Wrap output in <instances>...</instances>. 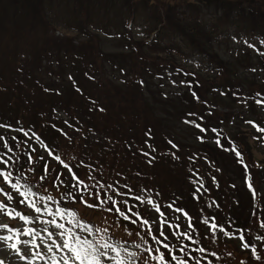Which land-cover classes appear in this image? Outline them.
<instances>
[{
    "label": "rangeland",
    "instance_id": "rangeland-1",
    "mask_svg": "<svg viewBox=\"0 0 264 264\" xmlns=\"http://www.w3.org/2000/svg\"><path fill=\"white\" fill-rule=\"evenodd\" d=\"M18 1L0 0V10L3 7L14 9L12 7L15 6H20L21 9H23V6L33 8V10H31L32 8L30 9L29 15H26L23 11L17 14L14 12L10 15L11 18L0 20V75L6 76L5 79H7V76L14 72L15 67H12L9 62H13L12 58L16 53H20L19 59L21 60L18 63L19 69L16 67L17 79L27 83V79L22 75V72L27 75L28 71H35L38 79L35 83L38 85L36 86V84L29 82L34 87L27 84L28 87L23 89L24 95L21 97L27 103L31 101L30 107L41 103L45 105V115L34 112V129L45 125L44 129L36 131L35 134L44 136L41 139L52 150L55 148L62 152L58 153L62 160L67 153H70L72 159L68 164L73 168L74 172L78 171L81 173L80 179L87 184L97 185L99 181L109 182L112 180L116 183L114 186H117L128 180L127 178H139L137 174L142 173L139 179L143 189H140H142V192H146L147 199H153L166 210L165 212L169 215V219L172 216L178 217V215H175L173 210L166 207L164 203L168 204L174 201V205H183L188 210L193 211V200L190 199L192 196L190 189L192 190V188L189 186L185 187L183 180L188 172L184 166L183 159L187 154L186 152L191 150V146L197 145L201 135L198 134V129L191 121L190 124L185 123L183 120V105L175 100L176 93H180V91L178 92L172 86L159 89L158 86L163 84H160L162 80L157 78L160 77L158 71L156 74L153 71L155 79L148 74L145 76L146 84L132 83L130 79L132 74H129V72H132L131 65L134 63L135 58L138 57V60L142 59L139 57L140 54L143 57H151L150 62L153 63L156 60H159V62L165 61V66L163 64H155L159 65V68L162 67L165 76L169 77L170 74L167 69L169 65L166 62L170 63V65L171 63H184L188 67H191L195 62L194 57H190L188 60L182 58L185 46L172 55L166 52H158L148 47L147 44L151 43L155 33H157L156 31L149 37L145 31L148 29L156 30L157 26L150 20L153 16L160 15L163 23L166 24L173 22L174 19L193 24L197 20L201 21L202 18H211V15L219 8L220 10L218 11L220 13L224 12L225 8H233L232 13L234 14L241 10L245 11L244 14L248 10L250 13L256 10L259 18L262 19L264 15V0H21L19 3ZM43 3L45 10L42 11L39 6L43 5ZM81 8H85L84 12L81 11ZM131 10L135 13L131 14ZM213 21L216 22V19L214 18ZM14 32L15 38L12 40L9 35ZM168 44L169 42H164V44L160 45L162 47ZM132 46L137 48L134 47L133 49ZM45 49L49 51L46 54L52 53L54 56L43 61L39 69L35 70L33 65L35 61L31 65H29L30 63H25L24 59L27 56L30 60L35 54ZM133 50L136 52L135 54ZM78 51L81 52L78 53ZM30 54L32 55L31 58L29 57ZM69 57L72 58L68 60ZM84 57L87 58L89 64L96 62L95 68H98L99 71L95 69L96 71H89L85 75L94 76L98 86L97 83L83 75L84 66L82 70L80 69L82 68L81 65H84V63L81 64V60ZM59 58L62 63H65V73L60 68L61 61ZM153 63L149 64L150 67L153 66ZM89 66L91 67V65ZM141 80L144 81L143 78ZM2 85L6 86L4 82ZM74 85H79L80 89H82L80 94L73 89ZM95 89L98 90L100 96H91ZM55 90L58 92L57 95L53 96L52 92H55ZM0 101V112L4 113L5 118L13 119V112L7 109L1 97ZM227 103L220 101L217 105L212 104V108L221 114H248L246 106H230ZM198 105L194 107H198ZM49 106H53L54 111L47 109ZM88 108L91 109V114L86 110ZM72 120L73 122L78 121L79 127L84 124L86 127L91 125L90 129H93V131L86 132V127H84L85 130L83 132L72 130L69 126ZM181 120L183 121L180 123ZM48 121H50V124L53 122L52 127L48 125ZM228 122V125L231 122H236L239 125L236 128H241L240 131L250 137V132L248 133L250 129L247 126L245 127L243 123L241 124L240 120L235 121L234 117L228 116ZM92 124L99 125L94 126ZM55 126H59V129L55 128ZM29 136H32V133ZM28 141L24 157L20 159L18 167L25 169L29 167L26 163L27 156L33 153L32 149L35 148L36 156L34 158L36 162L32 165L35 168V172L26 171L25 175L27 183L34 186V191L44 196L51 195L54 197L52 203L45 201V203H48L49 208L53 211L57 207L75 211L84 221L101 228H107L108 235L121 241L129 251L137 254L131 260L126 256L123 257L125 264H158L156 260L152 259V256H157L158 253L152 251L151 255H149V251H146V249H150L148 248L149 240L146 238H149L150 235L148 231L142 229L133 231V229H128L125 225H121L122 222L119 218L107 211V207L89 208L80 203L78 199L73 200L72 206H64L61 202L64 190L53 186L52 176L41 180L44 163L47 162L50 168L55 166V163L59 164L58 161L49 157L47 151L34 137ZM177 141L180 142L177 143L180 147L184 146V153H177L175 148L172 147L171 143H176ZM249 142L251 153L254 156L252 167H264V147L256 148L252 141L249 140ZM159 145L166 151H160L158 149ZM169 149L171 152H168ZM145 152L148 153V156L143 154ZM107 153L111 154L107 155ZM40 156H43L44 159H39ZM227 159V161L232 160ZM225 164L229 165L227 162ZM93 167H97L98 172L92 171ZM107 167L109 169L108 172L106 170ZM227 173L236 175L242 182L245 181L244 172L242 173L240 169L230 167ZM63 174L71 177L66 169ZM67 179L69 180L68 177ZM57 182L59 184V181ZM68 186L66 184L63 187L68 188ZM0 187H4L6 191H11L3 183L2 179H0ZM71 191L76 192L75 189ZM251 193L247 188L243 191L240 200H237L242 203V207L239 208L230 204L232 202L229 200L228 202L227 200L221 202L222 214L232 217L233 221L244 229L248 226L251 227L250 213H255L251 206L253 204ZM137 194H141V190ZM13 195L15 196V193ZM160 197L163 200H160ZM17 199L19 198L17 197ZM0 200H5L4 196L0 195ZM89 202L97 203L94 198L89 200ZM138 203L140 202L138 201ZM233 204L235 203L233 202ZM129 205L130 207H135L139 204L129 203ZM150 206L145 203L144 206L139 207V211L150 216L151 228H153V231L159 232L155 222L159 224L162 218L157 213H154ZM16 207L25 215H34L26 205L17 204ZM217 207H220V205ZM212 213L214 215L219 214L215 208ZM42 219L51 220L53 217L45 215ZM185 220L188 221L189 218L182 220L181 223H185ZM56 221L57 223H64L66 227H70L66 218L62 220L56 217ZM0 224H8L13 228L24 227L18 219L12 220L3 214H0ZM261 224L260 216L257 219H253V226L257 227L256 233L258 235L264 234ZM32 226L38 230L47 227L48 231L53 233V239L57 243H62L60 237L55 234L59 230L54 226L43 224ZM166 229L165 231H167ZM184 229L187 232L190 231V233L194 230L197 231L195 227L189 229L186 226ZM174 230L176 231L177 229L174 228ZM196 231L194 232V238ZM42 235L45 236L44 243L51 244V241L47 239V235L44 233ZM80 235L84 236L86 233H80ZM89 238L91 239V237ZM215 240H217L216 237L208 236L206 238V241L211 244ZM218 242L219 247L226 254V257L222 258L223 261L227 262L225 264H264V255H260L258 251V249L264 251V240L258 244L252 241L253 245H256L255 249L258 252L255 255L248 254V250L246 249V252L238 244L225 240L224 242ZM37 243L40 244L42 255H45L46 258L52 255L47 253L43 243H40L39 240H37ZM136 245H140V247H136ZM180 249H178V255L181 254ZM23 251L28 253V259L32 260L33 264H45V260L32 257L31 253L35 252V249H24ZM53 252L57 260H60L62 255H70L66 250L63 253L56 252L54 246ZM182 257L190 262V254L188 256L182 255ZM0 259L6 260L8 264H27L25 260L20 259L15 253L5 249L2 244H0ZM173 262L176 264V261ZM48 264H51L50 260ZM69 264H72L71 260ZM104 264H113V262L106 260Z\"/></svg>",
    "mask_w": 264,
    "mask_h": 264
},
{
    "label": "trees",
    "instance_id": "trees-1",
    "mask_svg": "<svg viewBox=\"0 0 264 264\" xmlns=\"http://www.w3.org/2000/svg\"><path fill=\"white\" fill-rule=\"evenodd\" d=\"M20 1L21 0H19L18 3ZM12 8L14 9L3 7V9L0 10V16L2 15L0 20H7L8 18H11L10 15L14 12L17 14L23 11L26 15H29L31 10H33L32 7L24 6L23 9H21L20 6H15ZM39 8L42 11L45 10L44 3L43 5L39 6ZM84 9L85 8H81V11L84 12ZM218 10H220V8L217 9L213 15H211V18L205 17L202 18L201 21L197 20L193 24H188L181 21L180 19H174L173 22H168V24H166L163 23L160 15L151 17L150 20L157 27L155 31L148 29L146 32L148 36H151L152 33L156 31L157 33L151 43L149 42L147 44L148 47L158 52H166L172 55L177 53L180 48L185 46V50L182 53V58L188 60L190 57H194L195 62L191 67L186 66L184 63H171L170 65V63L166 62L169 65V67L167 66V69L168 73L170 74L169 77H166L165 72L163 71L164 69L162 67L159 68V65H157L163 64V66H165V61L159 62V60H156L155 63L157 64H155L150 62V59H152L151 57H143L140 54L139 57L142 59L138 60V57L135 58L134 63L131 65L132 72H129V74H132L130 76L132 83L141 85L140 83H147L145 79L147 74L153 78V71L155 74L158 71V75H160V77L157 78L161 79L162 82L160 84H163L162 86H158L159 89H163V87L169 88L172 86L173 88H176L178 92L180 91V93H176L175 100L183 105V120H189V123L190 121L194 122V125L199 124L205 129L204 132H201L199 128L196 127L198 129L196 130L198 134L201 135V137H199L197 145L191 146V150L186 152L187 154L183 159L186 171H188L183 180L185 187L189 186L192 188V190L190 189L192 194L190 199L193 200V211L188 210L183 205L181 208L184 209L192 218V225L197 228V231L194 230V232L196 231L197 238L205 243L207 242L206 238L208 236L217 238L216 234L222 235L218 230L215 231V233L209 231L208 225L204 223V220L207 219L208 224L216 222L217 224L223 225V227L230 232L243 229L246 236H248V239L256 237L257 240L261 242L264 240V234L258 235V233H256V230L258 229L257 227L253 226V219H257L258 216H260L262 223H264V167H252L254 156L250 150L249 140L255 144L256 148L261 147V142L259 139L261 132H257L256 128L253 127V123L259 125L260 127H264V106L258 105L256 103L257 100H264V42H262L264 41V15L261 19L259 18V15L257 14L258 11L256 10L251 11V13L248 12V10L246 14H244V10L234 14L232 13L233 8H225V11L222 13H220ZM133 13L135 12L131 10V14ZM214 18L216 19V22L213 21ZM9 38L13 40L15 38V32L11 33ZM161 39H168L170 43L161 47L160 44L163 41ZM249 45H252V47H249ZM136 46H138V44H136ZM136 46H132L133 49ZM46 50L48 49L38 52V54H35L30 60L26 55L27 58L24 59L25 63H30L29 65H31L33 64V61H35L33 64L34 68L35 70L37 68L39 69L43 61L54 56L52 53L46 54L49 52ZM80 52L81 51H78V53ZM133 53L135 54L136 52L133 50ZM19 54L20 53H16L12 58L13 62H9L12 67H15L14 72L7 76V79H5L6 76L0 75V97L4 102V105L7 106V109L12 111L14 114V118L9 119L5 118L4 113L0 112V124L11 126L10 129H0V135H4L6 137L16 136L17 140L22 142L17 148L16 141H9L11 146L14 148L15 155L21 159L24 157V151L28 145L29 138L24 137L22 132L15 130L20 128L26 131L30 130V134L36 133V131L41 130L42 128L44 129L45 125L36 127V129H34L33 126L35 125V121L33 116L35 114L34 112H36V114L45 115V105L41 103L40 105L34 104L32 107H30L31 101L27 103L21 98L24 95L23 89L28 87V85L34 87L31 84H36L35 81L37 82L38 79L35 75V71L32 70L28 71L27 75L22 72V75L27 79V83L26 81L17 79L18 75L16 67L19 69L18 63L21 62L19 59ZM31 54L29 56L30 58L32 56ZM72 57H69L68 60H70ZM82 63H84V65H81L82 68H79L82 70L84 66L83 75L89 73V71H96L95 69L99 71L98 68H95L96 62H94V64H89L86 57L81 60V64ZM152 63L153 66L150 67L149 64ZM64 65L65 63H62L61 61L60 68L65 73ZM89 65H91V67ZM85 76L86 78L97 83L98 86V82L95 80L94 76ZM142 78L144 81L141 80ZM153 79H155V77ZM182 81L183 83H181ZM3 82L6 84L5 87L2 85ZM29 82H31V84ZM37 85L38 84H36V86ZM188 85H191V87ZM73 89L76 92H79V94L80 90H82L80 89L79 85H74ZM57 92V90L52 92L53 96L57 95ZM193 93H195V95H193ZM96 95L100 96L97 89L94 90L91 96ZM220 101L228 102L227 104L230 106L244 105L248 109V114H221L216 109L212 108V104L217 105V103ZM197 105L198 107H194ZM47 109L54 111L53 106H49ZM86 110L89 111V114L92 113L90 108ZM228 116L234 117L235 121L240 120L241 124L243 123L245 127L247 126V128L250 129V131H248V133L250 132V137L249 135H245L244 132H241V128H236V126H239L236 122H231L230 125H228ZM183 120H181L180 123ZM47 123L48 125H51V127L53 126V122L50 124V121H48ZM78 124V121L73 122L72 120L69 126L72 130L83 132L86 125L84 124L85 126L81 125V127H79ZM92 125L98 126L99 124ZM90 127L91 125H88L85 131L92 132L93 129H90ZM55 128L59 129V126H55ZM262 136H264V134ZM39 137L44 138L42 135H39ZM217 140L220 141L219 144H217ZM2 143L3 142L0 141V151H4ZM177 143L180 142L177 141L176 143H171V145H176L175 150L177 153H184V146L182 145L180 147ZM233 148H235V150L241 154L243 163H241L240 157H237L236 151L232 150ZM158 149L163 152L166 151L165 149L161 148V145H159ZM53 151L57 155L58 153H62L55 148ZM168 152H171L170 149ZM110 154L111 153H107V155ZM9 155L12 154L9 153ZM31 155L35 157L36 152L31 153ZM66 157L63 159V161L65 163H69V161L72 159L70 153H67ZM227 158L232 160L227 161ZM225 162L229 163V165H226ZM245 165L247 166V169L245 168ZM0 167L3 166L0 165ZM230 167H235L240 169L242 173L244 172L245 181L242 182L236 175L232 173L228 174L227 172L230 170ZM50 168L55 169L56 172L61 174H63L65 171V169L57 163H55V166H51ZM91 170L98 172L97 167H93ZM106 170L107 172L109 171L108 167ZM13 172L14 175H18L15 169ZM56 172H53L50 177L53 175L55 176ZM76 173L79 177H81L80 172L76 171ZM193 173H195V175H193ZM141 175L142 173L137 174L139 178H141ZM66 176V174H63L61 178L63 179ZM67 177L69 180H71L70 176ZM249 177L251 178L250 182L252 183L253 189L256 191L257 195L254 198L253 194L251 193V198H253V200L251 199L253 201L251 206L255 210H253L255 213H250V220H252L251 227L248 226L244 229L242 226H239L237 222H234L232 217L229 215L227 217V215L222 214L223 208L221 202L224 200H227L228 202L229 200L232 202L230 204L236 205L237 208L242 207V203L238 202L237 200H240L243 191L246 188L249 190ZM139 178H127L128 180H125L123 184L117 186H114L116 183H114L112 180L109 182L99 181L97 182V185H111V188H105L104 191H106L108 195L112 196L113 199L118 202L126 200L127 206L120 204L121 209L126 213L127 208L130 207L129 203H134L135 205L139 204L135 207H132L133 212H139L144 218L147 219L148 215L139 211V207L144 206L145 204L138 203V201L132 198L133 196H136L135 194H137V192L140 190L141 196L144 194L142 192L143 188L141 187V180ZM213 178H215V182L213 181ZM193 181H196V183H193ZM201 183L204 187L201 188L199 192H197L196 189L200 187ZM57 188L64 190L61 196V202L64 204V206H72L73 199L66 198V193L73 189H71L70 186H68V188L63 186ZM64 199L67 201L65 202ZM160 200H163V198L160 197ZM172 202L175 203L174 201ZM233 202L235 204H233ZM164 205L167 206L165 203ZM218 205H220V207H217ZM104 207L109 208L112 207V205L107 204ZM214 208L219 212V214L214 215L212 213ZM256 210H258V212H256ZM112 212V214H115V210ZM129 215L132 221H138L136 216L131 214ZM262 230L264 231V228H262ZM217 242L218 241L215 240L212 244H216ZM207 243L211 244L209 242Z\"/></svg>",
    "mask_w": 264,
    "mask_h": 264
},
{
    "label": "snow or ice",
    "instance_id": "snow-or-ice-1",
    "mask_svg": "<svg viewBox=\"0 0 264 264\" xmlns=\"http://www.w3.org/2000/svg\"><path fill=\"white\" fill-rule=\"evenodd\" d=\"M249 47H252V45H249ZM181 83H183V81ZM188 86L191 87V85ZM193 95H195V93H193ZM256 103L264 106V100H257ZM65 123H67V121H65ZM185 123H189V121H185ZM194 126L199 128L201 132L205 131V129L199 124H195ZM253 127L256 128L257 132L264 133V127H260L254 123ZM10 128L11 126L9 125L0 124V129ZM15 131L22 132L23 136L28 137L29 139L34 137L35 140L39 142L47 151L48 156L58 161V163L71 175V180H68L67 177L62 179L61 177L63 174L56 172L55 169L49 168L47 162L43 165V175L41 176V180L47 179L53 172H56V175L52 176V183L54 187H60L67 184L71 189L76 190V192H72L71 190L68 191L66 193L67 198H71L73 200L78 199L80 203L89 208L104 207L107 204H111L112 207H109L106 210L109 212L115 210V212L124 220H129V214H131L136 216V219L140 220L142 224L148 225L150 223V221L144 218L139 212H133L132 207L127 208V213L123 211L120 204L127 206V201L124 200L118 202L114 200L112 196L108 195L106 191H104L105 188H111V185H90L81 180L77 173L73 171V168L68 163H65L59 155L55 154L50 146L46 145L38 135L32 133V136H29L30 130L26 131L22 128L16 129ZM10 140L16 141L17 148L22 143L17 140L16 136L6 137L4 135H0V141L3 142L2 147L4 149V151H0V165L3 166L0 167V179H2L3 183L11 189V191H6L4 187H0V195L5 198V200H0V214H3L12 220L18 219L22 222L24 227L13 228L8 224H0V233H3L0 234V244L4 245L5 249L15 253L20 257V259L25 260L27 264H33V261L28 259V253L23 251L24 249H35L36 251L31 253L32 257L45 260V264H48L49 260L51 261V264H69L70 260L72 261V264H104L106 260L112 261L113 264H125V259L123 257L126 256L129 260H131L137 255L135 252L129 251L128 248L125 247L124 243L108 235L107 228H101L84 221L83 218L79 217L75 211L66 210L60 207H57L55 211H53L49 208L48 203H52L54 201V197L51 195L44 196L39 192L34 191V186L27 183V179L25 177V171L35 172V168L32 167V165L36 162L34 156L31 154L27 156L26 163L29 165L27 169L18 167V165H20V158L15 155L14 148L9 142ZM219 143L220 141L217 140V144ZM172 147L175 148L176 145L172 144ZM232 150L236 151L235 148ZM153 151H155V149H153ZM32 152H36V149L33 148ZM9 153L12 155H9ZM143 154L148 156L147 152ZM173 155L175 156V154ZM236 155L237 157H240L241 163H243L241 154L238 151H236ZM39 159L43 160L44 157L40 156ZM245 168L247 169L246 165ZM14 169L18 175H14ZM193 175H195V173H193ZM93 179L95 178L93 177ZM248 180L249 190L252 191L253 197L255 198L257 193L253 189L250 177ZM57 181H59V185H57ZM213 181L215 182V178H213ZM193 183H196V181H193ZM203 187L204 186L201 183L200 187L197 188L196 191L199 192ZM13 193H15V196ZM157 195H159V193H157ZM17 197L19 199H17ZM93 198L97 201V203L93 204L89 202V200ZM134 199L138 200L141 204L146 203L147 205H151L160 217H165V213L161 211V205L153 201V199L148 198L145 200L143 196H137L134 197ZM45 201L48 203H45ZM17 204L26 205L34 213V215H25L16 207ZM167 207L176 212L183 211L182 209L174 208L173 204H168ZM45 215L51 216L53 219H42ZM184 215H187V213H184ZM56 217H59L62 220L66 218L67 224L70 225V227H66L64 223H57ZM131 222L135 223L136 221L133 220ZM165 222L166 221L164 219H161L160 221L161 224H165ZM204 223L208 225L209 231L213 233L218 230L225 235H230L225 231V228L221 224L213 222L209 225L207 219L204 220ZM35 224L54 226L57 230H59L55 234L60 237L62 243H57V241L53 239V233L48 231L47 227L38 230L32 226ZM188 226H192L191 222H189ZM168 227L171 228L173 225H168ZM261 227L264 228V223L261 224ZM157 230L159 231L160 237H163L164 240L168 239V235L163 229ZM152 231L153 229L149 227V234H151ZM42 233L47 235V239L51 241V244L44 243L45 236L42 235ZM80 233H86V235L81 236ZM89 237H91V239ZM183 238L190 240L194 244L198 243V241L192 239L191 235L188 233L183 234ZM237 238L242 242V248L248 249L251 246L249 242H245V236L243 233H241ZM152 239L157 244H161V247L167 250V252H161L160 248H156L154 250L156 253H159V255L152 256V259L156 260L158 264H171V261H176V264H187V260L182 257L172 255L173 249L169 244L162 243V241L156 236H152ZM37 240L44 244V247L47 249V253L52 254L51 256L46 258L45 255L41 254L40 244L37 243ZM53 246L55 247L56 252L63 253L66 250L70 255H62L60 260H57L56 255L53 252ZM136 247H140V245H136ZM186 249L187 246H182L180 251L183 252L185 256H188V251ZM146 251H149V255H151L152 250L146 249ZM191 251L204 253L206 249L200 247L198 249H191ZM252 251L255 252L256 249L252 247ZM212 255H215V253H212ZM169 256H171V261L168 259ZM189 259H195L196 264H200V260L195 257H189ZM0 264H8V262L0 259ZM209 264H211V262H209Z\"/></svg>",
    "mask_w": 264,
    "mask_h": 264
}]
</instances>
